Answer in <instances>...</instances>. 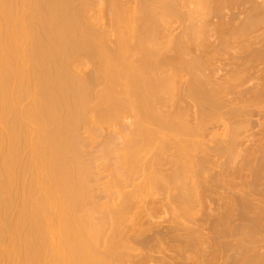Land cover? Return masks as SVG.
Masks as SVG:
<instances>
[{
	"label": "bare ground",
	"instance_id": "6f19581e",
	"mask_svg": "<svg viewBox=\"0 0 264 264\" xmlns=\"http://www.w3.org/2000/svg\"><path fill=\"white\" fill-rule=\"evenodd\" d=\"M0 264H264V0H0Z\"/></svg>",
	"mask_w": 264,
	"mask_h": 264
},
{
	"label": "rangeland",
	"instance_id": "374dc122",
	"mask_svg": "<svg viewBox=\"0 0 264 264\" xmlns=\"http://www.w3.org/2000/svg\"><path fill=\"white\" fill-rule=\"evenodd\" d=\"M218 57H220V56H218ZM225 57V56H224ZM221 59H222V56H221ZM224 60V58L220 61V59L216 62L218 65L222 62ZM216 63H215V65H216ZM128 189H130V188H128ZM127 189V190H128ZM146 195H142L139 199H140V203H139V205H140V207H138L137 209H139V212H140V210H141V212H143L144 210H142V209H145V211L149 214V212L148 211H150V208L152 209L151 211H150V214L153 216H155V217H153L156 221H157V219H159L160 217V215L162 214L161 213V210L163 209H161L160 207H158V206H161L159 203H156V202H158L157 201V199L155 200V198H157V197H155V196H149V195H147L146 197H145ZM141 198H143V199H141ZM144 198H145V200L147 201V202H145V200H144ZM149 198V199H148ZM152 198V199H151ZM142 200H143V202H142ZM154 200H155V203H156V205H155V203H154ZM151 203V205H150V203ZM141 203L144 205V206H147V207H145V208H143V206H141ZM146 204V205H145ZM149 204V205H148ZM157 204H159V205H157ZM154 205V206H153ZM152 206V207H151ZM158 208H160V209H157ZM136 209V210H137ZM156 209V210H155ZM138 211V210H137ZM146 213V214H147ZM143 214H145V212H143V213H141V216H144ZM158 214H160V215H158ZM163 215H165V214H162V216L161 217H165V216H163ZM166 216H167V214H166ZM157 217V218H156ZM159 217V218H158ZM146 218V217H145ZM153 219V220H154Z\"/></svg>",
	"mask_w": 264,
	"mask_h": 264
}]
</instances>
